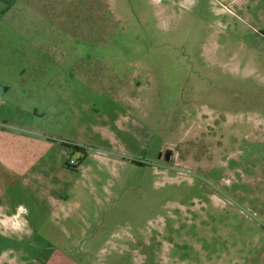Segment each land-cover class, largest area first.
<instances>
[{"label": "rangeland", "instance_id": "374dc122", "mask_svg": "<svg viewBox=\"0 0 264 264\" xmlns=\"http://www.w3.org/2000/svg\"><path fill=\"white\" fill-rule=\"evenodd\" d=\"M12 1L0 264H264V0Z\"/></svg>", "mask_w": 264, "mask_h": 264}, {"label": "flooded vegetation", "instance_id": "af4514ba", "mask_svg": "<svg viewBox=\"0 0 264 264\" xmlns=\"http://www.w3.org/2000/svg\"><path fill=\"white\" fill-rule=\"evenodd\" d=\"M198 118H200V123L198 124L199 127L202 126L201 122H203L204 120L208 121V116L207 115H198ZM229 143L231 144L232 142H229ZM171 155H172L171 151L170 150H166L164 153L163 152L159 153V158L163 157L166 161H170ZM176 217H178V216H176L174 214V215L171 216L170 219L165 220L166 225H169L170 227H173L171 225L174 223Z\"/></svg>", "mask_w": 264, "mask_h": 264}, {"label": "crops", "instance_id": "0c3cea01", "mask_svg": "<svg viewBox=\"0 0 264 264\" xmlns=\"http://www.w3.org/2000/svg\"><path fill=\"white\" fill-rule=\"evenodd\" d=\"M0 1H2V2H4V3H6L7 4V9L9 8L10 9V7L14 4L15 5V2L13 3V1L11 0V3H8V2H5V1H3V0H0Z\"/></svg>", "mask_w": 264, "mask_h": 264}, {"label": "trees", "instance_id": "16d2710c", "mask_svg": "<svg viewBox=\"0 0 264 264\" xmlns=\"http://www.w3.org/2000/svg\"><path fill=\"white\" fill-rule=\"evenodd\" d=\"M3 1L8 2V3H11V0H3ZM75 148L79 149L78 147H75Z\"/></svg>", "mask_w": 264, "mask_h": 264}]
</instances>
